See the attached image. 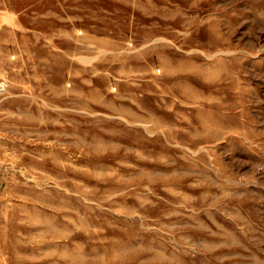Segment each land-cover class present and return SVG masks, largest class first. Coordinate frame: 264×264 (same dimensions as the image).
I'll return each instance as SVG.
<instances>
[{"label":"rangeland","instance_id":"1","mask_svg":"<svg viewBox=\"0 0 264 264\" xmlns=\"http://www.w3.org/2000/svg\"><path fill=\"white\" fill-rule=\"evenodd\" d=\"M0 81V264H264V0H0Z\"/></svg>","mask_w":264,"mask_h":264},{"label":"bare ground","instance_id":"2","mask_svg":"<svg viewBox=\"0 0 264 264\" xmlns=\"http://www.w3.org/2000/svg\"><path fill=\"white\" fill-rule=\"evenodd\" d=\"M166 39V38H165ZM77 118V117H76ZM67 233V232H66ZM80 245V244H79ZM81 246V245H80ZM79 250V249H78ZM46 252V251H45ZM47 253V252H46ZM54 253V252H53ZM56 253V252H55ZM59 253V252H58ZM61 254V253H60ZM65 257V256H64ZM79 257H81V256H79ZM65 259V258H64Z\"/></svg>","mask_w":264,"mask_h":264},{"label":"built area","instance_id":"3","mask_svg":"<svg viewBox=\"0 0 264 264\" xmlns=\"http://www.w3.org/2000/svg\"><path fill=\"white\" fill-rule=\"evenodd\" d=\"M1 85H2V83H1V81H0V87H1Z\"/></svg>","mask_w":264,"mask_h":264}]
</instances>
